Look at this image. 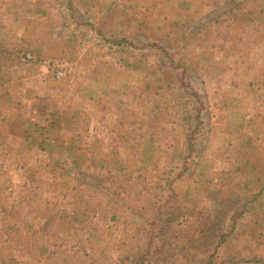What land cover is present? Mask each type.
Instances as JSON below:
<instances>
[{"label": "rangeland", "instance_id": "obj_1", "mask_svg": "<svg viewBox=\"0 0 264 264\" xmlns=\"http://www.w3.org/2000/svg\"><path fill=\"white\" fill-rule=\"evenodd\" d=\"M80 1L84 7H88L97 0ZM112 1L114 0H100L95 10H102L104 4L108 5ZM116 1L130 3L133 0ZM215 1L224 3L227 0ZM209 2L211 0H170L163 5L159 13H150L145 30L163 35L165 20L168 22L187 18L200 9H205ZM42 7L47 13L50 12L44 21H55L54 19L58 18L59 15L53 8L49 10V5L43 4ZM13 11L12 4L3 0L0 21L3 22ZM243 18L246 22L255 20V28L246 30L252 32L259 42L258 50L252 53V60L258 56L260 59L256 63L261 65L262 61L263 65L261 74L258 75L259 86L256 88V92L261 94V100L259 107L252 112L255 119L249 129H246L241 121H245L250 113L246 104L253 101L252 92L241 83L240 74L235 73L234 57H217L214 60L213 64H219L233 75L226 85L227 103L225 106L221 104L215 113L227 115L226 125L236 129L237 133L234 138L223 136L217 149L206 154L197 165L193 185L187 184L186 189L179 192L177 198L164 209L165 214L157 220L158 229L166 230L171 238L178 240L182 248L178 251V256L172 259L177 261L176 263H191L194 260L203 262L220 250L219 259L228 253L235 254V249L239 247L241 252H247L251 246H258L257 250H251L264 256V218L256 220L255 215L246 222L244 234L239 235L243 237L242 240L221 245L219 236L224 233L202 232L204 227L199 222L195 225V211L190 206L191 202L196 201L198 205H209L213 212L223 210L229 204L226 183L230 179L242 187L246 184L264 188V0L255 2ZM6 21L7 19L4 22ZM18 27H13L14 33ZM43 37L39 44L44 41ZM224 38L223 34L218 32L217 26L210 24L205 32L192 38L189 55L198 61H205V57H209L208 55L213 53L211 49H214V55L219 56L218 52L222 54L223 51L221 41ZM83 45L84 51L98 50V47L88 43ZM54 54V58L49 57L41 64L37 72L40 82L35 84L33 75L26 78V71L18 65L15 68H6L9 74L4 78L6 88H0V248L10 251L14 239L24 238V248L28 251L27 259L32 262L28 264H52V258L57 251V258L60 259L69 253L74 262L69 264H118L116 256L120 253L124 258L135 260L133 251L143 236L136 235L134 227L139 218L126 199H132L139 206L142 202L140 197L145 190L156 193L162 187H167L166 183L170 178V155L183 149L186 143L187 131L183 129L185 123L182 120L189 107L190 97L176 84L173 75L154 74L145 60L142 67L130 72L124 67L114 70L113 60L107 51L103 52L98 60L94 57L88 65L79 64L77 68L74 67L76 59H73V55L63 52ZM28 57L30 61L37 59V56L32 57V54ZM16 60L7 59L5 63ZM62 73L64 76H61ZM49 79L54 80L57 88L56 100L66 92L59 102L62 111L69 109L84 112L89 121L91 120V131L96 133L99 129L102 130L100 152L95 153L89 160L90 163H85L88 161L85 151L78 150L67 140L66 123L54 126L53 140L60 146L62 154L67 157L75 156L80 164H92L96 170L104 168L107 153H116L125 181H131L129 185L123 183L121 196L125 200L118 205L109 201H104V204L100 200L92 202L85 199L86 194L83 191L79 192L78 196H75L77 202L69 207L63 220L56 222V228L47 224V217L51 207H54L52 203L57 201L56 197L65 191L64 181L67 177L59 168L53 169L54 166L46 163L48 154L39 149L36 134H31L34 128L32 119L41 117L40 111L51 109L54 97L48 92ZM136 115H143L150 121L146 123L141 135H137L131 125ZM43 118L40 119L42 124L45 122ZM44 125L50 127L49 123ZM256 128L261 129L257 134ZM159 135V143L164 149H168L170 154L146 150L147 140ZM25 182H28V185ZM160 182L161 188L155 189V184ZM17 184L27 188L21 198L12 193ZM143 202L153 204L150 199H143ZM14 203L18 204L15 212L17 219L16 222H11L10 210ZM241 203H245V200ZM171 215H174L175 223L168 226ZM191 224H194L192 228ZM231 245H234V250Z\"/></svg>", "mask_w": 264, "mask_h": 264}, {"label": "trees", "instance_id": "obj_2", "mask_svg": "<svg viewBox=\"0 0 264 264\" xmlns=\"http://www.w3.org/2000/svg\"><path fill=\"white\" fill-rule=\"evenodd\" d=\"M2 1L0 0V9ZM7 1L12 4L14 11L12 15H7L8 18H4V21L7 19L6 22L0 21V88L3 87L4 90L6 88L4 78L9 75L6 68H15L20 65L23 71H26V78L33 75L36 84L41 81L37 75L41 64L49 57L54 58L56 56L54 52L73 55V59H76L74 67L77 68L79 64L88 65L94 57L98 60L102 53L107 51L113 60L114 70L124 67L127 71L134 72L142 67L145 60L154 74L173 75L176 84L190 97L189 107L182 120L185 123L183 129L187 131L186 143L183 149L170 155V178L166 183L167 187L161 188L160 182L154 186L155 189L161 188L158 192L151 193L145 190L140 197L142 202L139 206L132 199H126L139 218V222L136 221L137 225L134 227L136 235L143 236L133 251L136 259L129 260L120 253L116 256V262L118 264H264V256L258 251L251 250V248L257 250L258 246L248 247L247 252H241V248L235 249L234 245L231 246L233 250L235 249V254L228 253L219 259L220 250L203 262L194 260L191 263H176L177 261L172 259L178 256V251L182 248L176 238H171L166 230L158 229L157 225L158 218L165 214L164 209L177 198L179 192L186 189L187 184L192 186L195 182L198 163L209 151L217 149L223 136L234 138L237 133L236 129L226 125L227 115L215 113V111L218 112L221 104L226 105L228 94L226 85L233 78V75L221 68L219 64H213L217 57L232 56L236 59L235 73L240 74L241 83L245 84L253 95L251 96L253 101L246 104L251 114L248 113L246 120L241 121V124L249 129L255 119L252 112L259 107L261 100V94L256 92V88L259 86L258 75L261 74L263 65L261 60V65L256 63L260 59L258 56H256L257 59L252 60L254 58L252 53L258 50L259 42L252 32L246 30L255 28V20H248L247 23L243 15L249 12L254 3L259 0H227L224 3L211 0L205 9H200L187 18L168 22L165 20L163 35H156L145 30V24L150 13H159L163 5L170 0H133L130 3L114 0L108 5L104 4L103 9H97V11L95 9L99 6L100 0L88 7H84L80 0ZM43 4L49 5V10L53 8V11L59 15L57 19H54L55 21L43 20L50 14L43 10ZM49 23L52 24L44 26ZM210 24L217 26L218 32L225 37L221 41L223 51L222 54L218 52L219 56H215L214 49H211L213 53L205 57V61H198L189 55L188 49L192 38L205 32ZM14 26H19L16 31L18 34L14 33ZM45 34L47 35L44 38ZM42 37L44 41L39 44ZM84 43L98 47V50L84 51ZM30 54L32 57L37 56L36 61H30L28 57ZM7 59L17 60L5 63ZM48 81H50L48 92L54 97L51 109L40 111L41 117L32 119L31 124L34 128L31 134H36L39 149L48 154L46 163L54 166L53 169L59 168L67 177L64 181L65 191L56 197L57 201L52 203L54 207H51L50 215L47 217V224L56 228V222L63 220L69 207L77 202L75 196H78L79 192L83 191L86 194L85 199H90L92 202L100 200L104 204V201H109L118 205L125 200L121 196L123 183L129 185L131 181H125L116 153H107L103 169L94 170L92 164H85L90 163L89 160L96 152H100L102 146L99 142H101L102 130L99 129L93 133L90 128L91 120L89 121V117L84 112L69 109L62 111L59 102L66 92L56 100L57 88L54 80ZM102 108L104 109L105 106ZM42 117L45 121L43 124L40 120ZM148 121V118H144L143 115L134 117L131 125L137 135L142 134ZM62 122L66 123L67 140L78 150L85 151L84 154L88 160L85 163L80 164L75 156L63 155L60 146L53 140L52 128ZM45 123H49L50 127H46ZM258 130L261 129L256 128L255 134ZM246 137H249V133ZM159 141H161L160 135L147 140L146 150L170 154V151L164 149ZM244 166L247 167L245 164ZM25 184L28 185V182ZM226 184L229 204L220 212H213L209 205L204 203L198 205L196 201L191 202L190 205L195 211V225L199 222L204 227L202 232L224 233L223 236L218 234L221 245L242 240L243 237L239 235L244 234L246 222L255 215H257L256 220L264 218V211L261 210L264 209L262 186L242 183L244 184L242 187L232 179ZM26 192L27 188L24 185L17 184L12 193L21 198L22 193ZM152 197L154 198L151 199ZM143 199H150L153 204H145ZM242 200H245V203H241ZM17 209L18 204L14 203L10 210L11 222H16ZM174 223L175 217L171 215L167 224L170 226ZM193 226L194 224H191L190 228ZM123 234L125 235L126 232ZM236 237L238 239H235ZM24 240V238L14 239L10 251L0 248V264L32 263L27 259L28 251L24 248L26 247ZM58 253L57 251L52 258V264L74 263L69 253H66L62 259L57 258ZM216 259L219 261L217 262Z\"/></svg>", "mask_w": 264, "mask_h": 264}, {"label": "built area", "instance_id": "obj_3", "mask_svg": "<svg viewBox=\"0 0 264 264\" xmlns=\"http://www.w3.org/2000/svg\"><path fill=\"white\" fill-rule=\"evenodd\" d=\"M61 76H64V73H62V75Z\"/></svg>", "mask_w": 264, "mask_h": 264}]
</instances>
